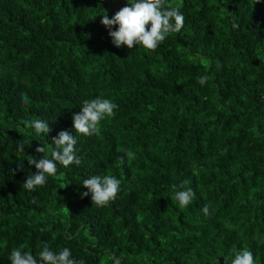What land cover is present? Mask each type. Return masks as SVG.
<instances>
[{"label": "trees", "instance_id": "16d2710c", "mask_svg": "<svg viewBox=\"0 0 264 264\" xmlns=\"http://www.w3.org/2000/svg\"><path fill=\"white\" fill-rule=\"evenodd\" d=\"M166 5L184 26L149 51L117 48L101 24L127 0H0V264L13 248L38 259L44 243L85 264H230L245 247L264 264V0ZM97 97L116 115L76 133L73 115ZM62 130L81 163L25 190L28 156L51 158ZM108 174L120 191L97 207L82 182ZM184 180L195 198L181 209L172 185Z\"/></svg>", "mask_w": 264, "mask_h": 264}, {"label": "clouds", "instance_id": "9594fccd", "mask_svg": "<svg viewBox=\"0 0 264 264\" xmlns=\"http://www.w3.org/2000/svg\"><path fill=\"white\" fill-rule=\"evenodd\" d=\"M184 22L185 17L179 7L167 6L166 0H127V6L117 11L111 18L107 14L103 15L101 20V24L109 30L112 43L117 48L125 46L132 49L139 45L149 51H155L170 34L178 33L183 28ZM114 26L116 29L112 30ZM209 79V76L202 75L197 77V82L203 86ZM22 99L27 102L26 96ZM117 108L118 105L115 102L103 97L84 100L81 111L73 115L75 132L85 136L99 135L101 122L107 118H113ZM27 123L37 134H48L51 131L46 121L37 119ZM52 142L55 147L50 152L51 158L43 155V158L37 161L35 157L28 156V164L34 165L37 171L27 176L22 185L25 190L34 191L43 187L49 176L57 174V163L64 167L81 163L76 154L77 141L69 131H60ZM50 147L49 145L38 146L35 151L44 154ZM18 148L23 152L24 143H19ZM124 151L129 161L135 158V153L131 150ZM123 162L124 158L121 157L118 163L123 164ZM189 184V180H184L179 186L172 185L174 195L171 199L181 209L189 206L195 198V192L190 187H186ZM82 185L88 190L81 194L82 197L91 193L92 204L97 207H106L116 199L120 191L121 180L111 174L94 175L84 179ZM203 212L209 215L208 205L203 207ZM37 255L38 259L31 252L13 248L9 260L11 264H38V261L39 264H85L82 259L77 261L72 258L70 249L63 248L58 252L53 251L47 243L43 244L42 250ZM225 261L227 264V260ZM113 264H121V261L114 259ZM212 264H219V258H213ZM230 264H256V261L253 253L245 247L235 251Z\"/></svg>", "mask_w": 264, "mask_h": 264}]
</instances>
